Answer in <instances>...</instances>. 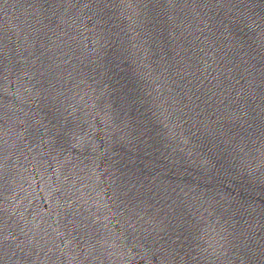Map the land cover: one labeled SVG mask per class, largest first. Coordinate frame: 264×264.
<instances>
[{
    "label": "water",
    "instance_id": "95a60500",
    "mask_svg": "<svg viewBox=\"0 0 264 264\" xmlns=\"http://www.w3.org/2000/svg\"><path fill=\"white\" fill-rule=\"evenodd\" d=\"M0 264H263L134 0H0Z\"/></svg>",
    "mask_w": 264,
    "mask_h": 264
}]
</instances>
